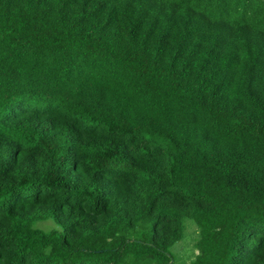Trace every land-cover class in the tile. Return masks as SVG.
<instances>
[{
	"label": "trees",
	"instance_id": "16d2710c",
	"mask_svg": "<svg viewBox=\"0 0 264 264\" xmlns=\"http://www.w3.org/2000/svg\"><path fill=\"white\" fill-rule=\"evenodd\" d=\"M185 218L264 264V0H0V264H179Z\"/></svg>",
	"mask_w": 264,
	"mask_h": 264
},
{
	"label": "rangeland",
	"instance_id": "374dc122",
	"mask_svg": "<svg viewBox=\"0 0 264 264\" xmlns=\"http://www.w3.org/2000/svg\"><path fill=\"white\" fill-rule=\"evenodd\" d=\"M40 224L44 225L45 229L57 227L52 219L44 220ZM182 224V236L170 246V251L176 263L188 264L194 258L197 251L194 244L198 239L199 230L195 222L190 218H185Z\"/></svg>",
	"mask_w": 264,
	"mask_h": 264
}]
</instances>
